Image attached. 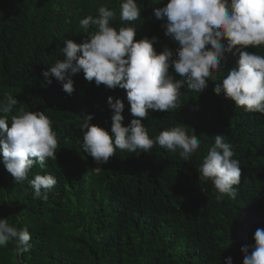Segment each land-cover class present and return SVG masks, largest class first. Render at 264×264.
I'll list each match as a JSON object with an SVG mask.
<instances>
[{
  "label": "trees",
  "instance_id": "obj_1",
  "mask_svg": "<svg viewBox=\"0 0 264 264\" xmlns=\"http://www.w3.org/2000/svg\"><path fill=\"white\" fill-rule=\"evenodd\" d=\"M138 4L143 10L135 39L155 36L158 52L174 50L176 42L162 27L166 18L153 12L164 4ZM100 6L119 15V0H0V99L11 94L18 100L9 115L21 107L45 112L58 136L57 159L43 170L57 179L46 201L33 199L29 183L39 165L29 180L15 184L0 155V218L27 227L32 245L17 256L15 242H8L0 247V264H224L229 256L243 264L241 248L253 245L256 229L264 228V114L246 112L214 92L237 57L226 54L224 71L202 94L182 87L176 109L150 111L143 121L150 138L176 125L189 127V134L193 129L201 145L189 161L154 145L136 154L117 150L98 166L81 150L79 125L93 114L90 123L110 131L109 96L124 101L123 124H129L134 117L126 91L97 86L81 72L68 95L54 77L47 84L42 72L63 59L65 39L87 38L79 20L97 15ZM245 50L264 55V46ZM217 134L234 145L241 167L237 197L219 202L211 180L197 171Z\"/></svg>",
  "mask_w": 264,
  "mask_h": 264
},
{
  "label": "clouds",
  "instance_id": "obj_2",
  "mask_svg": "<svg viewBox=\"0 0 264 264\" xmlns=\"http://www.w3.org/2000/svg\"><path fill=\"white\" fill-rule=\"evenodd\" d=\"M152 2L164 4L153 12L157 19L166 18L162 27L166 29L165 36L176 42L174 50L165 47L158 52L155 36L135 39V22L143 9L138 0H119V15L115 8L100 6L97 15L80 19V28L88 33L87 38L81 43L65 39L61 48L63 59H57L42 72L47 84L52 83L49 77H54L68 95L74 92L72 77L81 72L97 86L126 91L134 117L129 124H123L124 101L109 96L110 131L91 124L93 114L84 115L79 125L83 132L81 150L98 166L106 164L117 150L136 154L137 150L149 152L154 145L170 153L179 152L181 159L189 161L201 145L193 129V134H189V127L176 125L150 138L143 121L150 111L176 109L182 87L202 94L207 82L216 81L215 74L224 71L226 54L237 57L236 63L216 83L214 92L223 93L246 112L264 114V55L245 50L264 46V0ZM18 104L11 94L0 99V155L15 184L29 180L33 167L39 165L41 171L29 183L33 199L46 201L57 184L54 175L43 171L49 159H57V132L43 111L21 107L16 114L9 115ZM234 155V145L226 142L223 134H217L197 169L200 179L211 180L218 202L225 196L235 199L238 195L241 167ZM253 239V245L241 248L243 264H264V228H257ZM10 241L15 242L17 256L32 247L27 227L20 228L10 224L8 218H0V247ZM224 264H233L232 257H227Z\"/></svg>",
  "mask_w": 264,
  "mask_h": 264
}]
</instances>
